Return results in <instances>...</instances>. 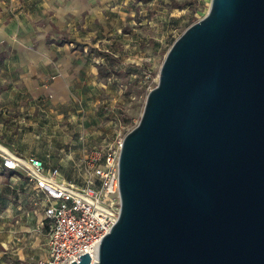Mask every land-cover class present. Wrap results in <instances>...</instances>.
<instances>
[{
    "label": "water",
    "instance_id": "obj_1",
    "mask_svg": "<svg viewBox=\"0 0 264 264\" xmlns=\"http://www.w3.org/2000/svg\"><path fill=\"white\" fill-rule=\"evenodd\" d=\"M119 213L71 264H264V0H211L118 155Z\"/></svg>",
    "mask_w": 264,
    "mask_h": 264
},
{
    "label": "rangeland",
    "instance_id": "obj_2",
    "mask_svg": "<svg viewBox=\"0 0 264 264\" xmlns=\"http://www.w3.org/2000/svg\"><path fill=\"white\" fill-rule=\"evenodd\" d=\"M93 3L71 12L65 0H0V148L76 184L92 149L117 146L136 126L168 49L211 0ZM41 204L23 174L0 168V264L45 257Z\"/></svg>",
    "mask_w": 264,
    "mask_h": 264
},
{
    "label": "built area",
    "instance_id": "obj_3",
    "mask_svg": "<svg viewBox=\"0 0 264 264\" xmlns=\"http://www.w3.org/2000/svg\"><path fill=\"white\" fill-rule=\"evenodd\" d=\"M121 142L113 148L92 149L87 154L86 174L77 184L57 168L46 169L39 157L0 152L1 170L23 174L42 198L39 210L49 223V240L46 255L38 264H71L84 254L90 263L95 261L97 246L119 213Z\"/></svg>",
    "mask_w": 264,
    "mask_h": 264
},
{
    "label": "crops",
    "instance_id": "obj_4",
    "mask_svg": "<svg viewBox=\"0 0 264 264\" xmlns=\"http://www.w3.org/2000/svg\"><path fill=\"white\" fill-rule=\"evenodd\" d=\"M65 1L66 2L69 1V3H70V7H68V11L77 12V6H80V9H83V11H87L90 8V6L94 5L93 2L95 0H65ZM106 1H110V0H106ZM16 2L18 3V0H16ZM10 5L12 6V3ZM22 7L24 8L23 12L25 13V15L29 16L28 15L29 12L25 8V6H22ZM0 35H5V33L0 30ZM50 39H53V37H50ZM0 150H4V149L0 148Z\"/></svg>",
    "mask_w": 264,
    "mask_h": 264
},
{
    "label": "trees",
    "instance_id": "obj_5",
    "mask_svg": "<svg viewBox=\"0 0 264 264\" xmlns=\"http://www.w3.org/2000/svg\"><path fill=\"white\" fill-rule=\"evenodd\" d=\"M63 42V41H62ZM103 57H109V56H106V55H103V54H101Z\"/></svg>",
    "mask_w": 264,
    "mask_h": 264
},
{
    "label": "bare ground",
    "instance_id": "obj_6",
    "mask_svg": "<svg viewBox=\"0 0 264 264\" xmlns=\"http://www.w3.org/2000/svg\"><path fill=\"white\" fill-rule=\"evenodd\" d=\"M1 151L7 152V151H5V150H1Z\"/></svg>",
    "mask_w": 264,
    "mask_h": 264
}]
</instances>
